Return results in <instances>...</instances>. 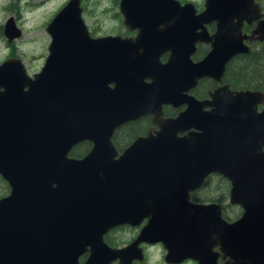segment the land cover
Segmentation results:
<instances>
[{"label": "water", "instance_id": "95a60500", "mask_svg": "<svg viewBox=\"0 0 264 264\" xmlns=\"http://www.w3.org/2000/svg\"><path fill=\"white\" fill-rule=\"evenodd\" d=\"M119 10L134 38L92 37L80 0H67L45 26L50 41L39 71L29 74L16 56L0 62V176L10 188L0 198V264H103V234L144 218L137 240L161 241L169 262L207 264L197 253L218 244L230 264H264V110H257L264 93L223 85L208 100H177L202 77L220 81L227 62L250 51L244 40L264 42V20L241 32L258 18L257 4L205 0L197 12L191 2L120 0ZM3 34L8 42L22 35L13 16ZM197 42L210 50L193 62ZM144 76L148 85L134 81ZM144 97L154 109L171 101L188 107L116 157L113 130ZM189 127L197 132L169 133ZM82 140L91 151L68 157ZM210 172L232 180L231 201L245 206L238 221L189 200Z\"/></svg>", "mask_w": 264, "mask_h": 264}, {"label": "flooded vegetation", "instance_id": "af4514ba", "mask_svg": "<svg viewBox=\"0 0 264 264\" xmlns=\"http://www.w3.org/2000/svg\"><path fill=\"white\" fill-rule=\"evenodd\" d=\"M119 1L120 0H117V21L122 30L120 29V31L114 33H101L92 28L91 25L86 24L92 37L112 34L121 35V37L123 38H134L137 35V29L129 30L124 25V17L119 10ZM177 1H179L181 4H184L186 2L193 3L197 12H200L204 9L205 0H202L200 5H196L198 1L193 0ZM253 1L258 6V18L252 20L250 23L247 21L243 22L241 32L247 35L251 34L252 30L257 26L259 21L264 20V0ZM80 2L82 5V0H80ZM82 7L83 9L85 8V6L83 5ZM206 28L210 34H213L216 30V25L214 22H211L206 25ZM244 43H246L250 47L249 52L257 51L264 54V42L258 40H244ZM209 50V43L197 42L195 44V51L192 53L190 58L193 62L199 61L206 55ZM245 54L247 53H239L227 62L220 81H216L211 77H202L196 81V84L194 86L190 87L187 91H183L182 94L177 97V100H181L183 98V95L192 96L197 101L208 100L211 98V93H213L217 88L222 87L223 85H227L228 88L232 91L251 89L245 88V73L244 75L239 73L236 74L237 78H241L242 81L238 80V82H236L235 80H233V76L231 75L228 78V67L230 62L236 58L239 59L238 57L242 55H244L245 57ZM169 56L170 51L166 50L159 56V61L164 64L168 61ZM244 57L242 59V68L239 69V71L245 70ZM134 81H139L140 84L148 85L151 82V78L148 76H144L141 77V79H135ZM251 90H258L264 93V90L260 89ZM187 107L188 104L186 102L171 101L161 104V108L156 107L154 109L153 102L144 97L141 103H138L135 106V115L130 119L123 121L113 130L111 142L116 151V157H118L127 148H129L138 137H147L149 135L154 136L158 131H160L161 126L157 123L158 120L163 121L174 119L180 113L185 111ZM208 109L209 107H204V110ZM257 110H264V101L258 104ZM192 132L196 133L197 129L194 127H189L187 129H178L175 131L171 130L169 133H174L177 137H185ZM92 147L93 143L90 140H82L71 147L67 156L76 159L83 158L87 153L91 151ZM0 184L3 186V191L2 193H0L1 198L9 194L10 188L7 181L4 180L1 176ZM232 192L233 185L232 180L229 177H226L217 172H210L204 177L202 183L198 187L190 190L188 193L189 200L191 202L198 204H215L219 207L221 218L227 223H234L238 221L245 212V206L241 205L240 203L231 201ZM207 220L213 221L214 219L212 220L211 218H208ZM146 223L147 218H144L138 224L120 223L110 227L103 234L102 238L105 244V248L102 249L101 252L104 262L103 264H153V260H155L157 264H199L198 260L192 257H184L180 261L169 262L165 258L167 256V249L164 247V244L161 241H151L148 239L138 241L137 239L139 237V233ZM207 227L210 226L208 225ZM206 246L208 248H206ZM206 246L204 248L205 250L200 251L201 253L198 252L197 254L200 256V258L202 257V259H204L207 264H230L233 261L232 257L223 252L219 248L218 244ZM90 254L91 250H89L88 248L87 251L79 256V262L83 263Z\"/></svg>", "mask_w": 264, "mask_h": 264}, {"label": "rangeland", "instance_id": "374dc122", "mask_svg": "<svg viewBox=\"0 0 264 264\" xmlns=\"http://www.w3.org/2000/svg\"><path fill=\"white\" fill-rule=\"evenodd\" d=\"M67 0H0V62L8 56L19 57L27 72L40 70L47 55L50 37L45 26ZM196 5H200L202 0ZM83 18L97 32L114 33L121 29L117 21V0H82ZM198 8V7H197ZM13 16L22 35L8 42L3 34V25ZM122 30V29H121ZM3 186L0 184V193ZM153 264H157L153 260Z\"/></svg>", "mask_w": 264, "mask_h": 264}, {"label": "trees", "instance_id": "16d2710c", "mask_svg": "<svg viewBox=\"0 0 264 264\" xmlns=\"http://www.w3.org/2000/svg\"><path fill=\"white\" fill-rule=\"evenodd\" d=\"M243 57L244 55L230 62L228 67V78L231 75L236 82H238V80L242 81L241 78H237L236 74L239 73L244 75L245 73V88L264 90V54L257 51H251L245 54V70L239 71V69L242 68Z\"/></svg>", "mask_w": 264, "mask_h": 264}]
</instances>
